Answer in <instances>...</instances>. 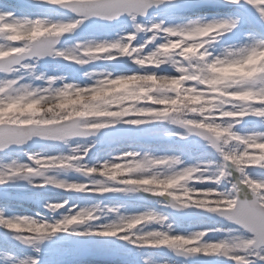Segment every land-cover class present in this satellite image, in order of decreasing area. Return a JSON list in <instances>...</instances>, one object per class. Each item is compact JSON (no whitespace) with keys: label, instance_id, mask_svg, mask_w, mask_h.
I'll list each match as a JSON object with an SVG mask.
<instances>
[{"label":"clouds","instance_id":"1","mask_svg":"<svg viewBox=\"0 0 264 264\" xmlns=\"http://www.w3.org/2000/svg\"><path fill=\"white\" fill-rule=\"evenodd\" d=\"M28 3L44 11L0 4V185L22 182L63 199L32 215L0 208V235L26 250L7 252L9 264H42L44 245L64 234L185 264H264V0H220L234 12L174 22L159 11L177 0ZM91 26L104 34L86 32ZM49 61L73 66L80 79L42 71ZM146 128L200 151L93 154L110 133ZM110 194L155 207L129 212L83 199ZM188 213L217 224L180 232L176 217Z\"/></svg>","mask_w":264,"mask_h":264},{"label":"rangeland","instance_id":"2","mask_svg":"<svg viewBox=\"0 0 264 264\" xmlns=\"http://www.w3.org/2000/svg\"><path fill=\"white\" fill-rule=\"evenodd\" d=\"M0 4H5L12 10L17 11L19 14L35 15L44 11L42 7L31 5L28 0H0ZM201 5V6H200ZM209 5V7H208ZM234 12L231 7H226L220 3V0H177L172 6L165 8L159 12L162 18H166L171 22L178 21L186 18H195L198 16H221ZM101 26H94L89 28L86 32L95 33L97 35H103L104 31ZM243 30H247V22ZM42 71H47L49 75L66 74L70 80H79L80 72L73 66L68 64H58L54 62H46L41 65ZM121 71H127L129 69H120ZM255 125L250 123L248 127H254ZM136 148H150L158 153H164L170 151L173 147H188L191 152L196 154L200 149L192 146L178 145L176 142L165 141L161 138L160 131L158 129L146 128L138 132H129L126 138L108 137L101 139L99 147L94 151L96 153L104 154L111 149L123 148L127 150L129 147ZM11 155H16L12 153ZM0 208L6 207L9 213L32 215L39 210L40 204L45 200H61L62 194L46 190L36 189L28 187L22 182H9L7 185H0ZM110 199H103L108 204H125L128 207L129 212H135L144 208L155 207V204L150 198H125L119 195L110 194ZM85 201H94L100 198L94 196L83 197ZM177 221V230L180 232H186L195 230L197 228L215 227L216 221H192L186 225ZM68 234H64L53 241L46 243L43 247L42 264H68L74 260L75 249L70 245L69 240L66 238ZM89 238L84 236H76ZM101 238V237H95ZM215 239V237H209ZM110 243H118L115 246H101L102 252H110L121 255L115 264H141L142 257H152L156 260H169L171 264H177L176 261L170 258H164L163 256H157L147 252H137L135 248L128 245L125 242L117 241L112 238H105ZM62 240L63 244H59L58 241ZM15 251L17 255H23L25 249L15 247L11 241H9L3 235H0V264H9L7 259V252ZM114 256H111L113 258ZM94 264V263H85Z\"/></svg>","mask_w":264,"mask_h":264},{"label":"water","instance_id":"3","mask_svg":"<svg viewBox=\"0 0 264 264\" xmlns=\"http://www.w3.org/2000/svg\"><path fill=\"white\" fill-rule=\"evenodd\" d=\"M127 136V131H120L117 133H110L106 136ZM104 136V137H106ZM41 147V145H34L30 150H38ZM177 217L183 219V220H193V219H205V220H212V218L207 217L205 215L199 214V213H188L185 215H178ZM72 244L75 245V247L78 249L80 255L83 257L84 260L87 261H95L99 260L102 256H105L104 254L99 253V245H105L108 244V242L105 239H95V238H75L72 240ZM152 252H155L160 255H167L163 252H158L151 250ZM190 263L195 264H220L218 261L214 260H204V259H195L190 261Z\"/></svg>","mask_w":264,"mask_h":264},{"label":"snow or ice","instance_id":"4","mask_svg":"<svg viewBox=\"0 0 264 264\" xmlns=\"http://www.w3.org/2000/svg\"><path fill=\"white\" fill-rule=\"evenodd\" d=\"M104 235H105V236H107V235H110V234H108V233H105Z\"/></svg>","mask_w":264,"mask_h":264}]
</instances>
